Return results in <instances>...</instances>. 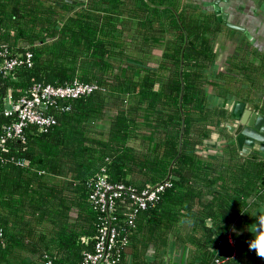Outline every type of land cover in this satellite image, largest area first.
Returning a JSON list of instances; mask_svg holds the SVG:
<instances>
[{
    "label": "trees",
    "instance_id": "1",
    "mask_svg": "<svg viewBox=\"0 0 264 264\" xmlns=\"http://www.w3.org/2000/svg\"><path fill=\"white\" fill-rule=\"evenodd\" d=\"M73 1L0 0V46L33 54L31 68L0 74L1 124L11 121L8 94L18 100L37 83L100 88L59 102L48 132L28 127L24 142L0 149V264H83L106 219L90 197L98 176L136 194L169 184L144 210L129 192L116 200L113 224L129 241L119 264H174L176 256L254 264L248 237L264 206V157L241 153L227 125L232 112L209 100L256 96L264 114V54L237 47L216 74L233 82L225 89L211 78L216 38L234 29L214 10L183 0ZM129 45L148 58L130 57Z\"/></svg>",
    "mask_w": 264,
    "mask_h": 264
},
{
    "label": "built area",
    "instance_id": "2",
    "mask_svg": "<svg viewBox=\"0 0 264 264\" xmlns=\"http://www.w3.org/2000/svg\"><path fill=\"white\" fill-rule=\"evenodd\" d=\"M33 66V54L28 51L21 56L13 55L6 45L0 46V74H8L15 69ZM100 90L95 84H84L75 81L71 85L55 86L51 84L37 83L32 86L28 94L14 100L11 94L5 99L3 115L11 119L9 123H0V149H4L9 141H25V131L28 127H34L40 133L48 132L57 124L56 117L51 114L52 109H58L59 102H70L82 97L90 96ZM104 91V90H103ZM23 165V164H21ZM165 185H158L150 191L136 194L131 188L124 185H114L108 182L104 176L89 185L91 200L99 210L106 215V219L95 237V245L91 252L87 253L83 264H119L124 250L129 244L127 237L120 235L114 226L113 212L116 200L129 192L135 204L141 209L154 206L159 199L158 194ZM137 210L127 209L129 225L134 224ZM229 244L235 247V241L229 237ZM234 256L236 253L234 252ZM48 264H51L49 262ZM216 264H220L217 262Z\"/></svg>",
    "mask_w": 264,
    "mask_h": 264
},
{
    "label": "crops",
    "instance_id": "3",
    "mask_svg": "<svg viewBox=\"0 0 264 264\" xmlns=\"http://www.w3.org/2000/svg\"><path fill=\"white\" fill-rule=\"evenodd\" d=\"M183 2L186 6L193 9L215 11L216 0H183ZM221 8L224 13L229 15L230 22L244 29V31L234 30V32L226 30L216 38L217 62L212 70L211 78L227 89L228 85L233 82L227 78L219 80L216 78V74L218 71H227L230 57L235 53L237 47L242 44L249 45L253 50L264 54V0H229L222 3ZM248 87V84L242 85L243 89H248ZM209 102L211 107H219L232 112L239 101H236L235 96L224 98L211 95ZM245 104L249 109L255 111L253 102ZM233 122L235 121L232 118L227 125ZM255 151H257L258 155L264 157V152L259 151V149ZM259 215H264V206L259 208L254 214L249 229L248 242L255 236L254 229L257 227V217ZM184 252L186 255L187 251ZM253 255L255 258L254 264H264V259L259 258L254 251ZM178 259L179 257L176 256L174 264H176Z\"/></svg>",
    "mask_w": 264,
    "mask_h": 264
},
{
    "label": "water",
    "instance_id": "4",
    "mask_svg": "<svg viewBox=\"0 0 264 264\" xmlns=\"http://www.w3.org/2000/svg\"><path fill=\"white\" fill-rule=\"evenodd\" d=\"M229 0H216L215 13L218 20L223 25L234 29L244 31L238 25L229 21V15L224 13L221 4ZM69 3L76 4V1L67 0ZM233 120L236 126L228 125L230 133L235 137L236 144L242 154L258 155L257 149L264 152V114H259L247 107L244 102H237L232 111ZM264 185V179H263Z\"/></svg>",
    "mask_w": 264,
    "mask_h": 264
},
{
    "label": "clouds",
    "instance_id": "5",
    "mask_svg": "<svg viewBox=\"0 0 264 264\" xmlns=\"http://www.w3.org/2000/svg\"><path fill=\"white\" fill-rule=\"evenodd\" d=\"M255 236L248 242L249 250L264 259V215L257 217V227L254 229Z\"/></svg>",
    "mask_w": 264,
    "mask_h": 264
},
{
    "label": "rangeland",
    "instance_id": "6",
    "mask_svg": "<svg viewBox=\"0 0 264 264\" xmlns=\"http://www.w3.org/2000/svg\"><path fill=\"white\" fill-rule=\"evenodd\" d=\"M164 45L165 44H160L159 48H157V50H155L153 53H152V58H150V63L152 65L154 64H157V62L159 61V58H160V55H161V51L162 49L164 48ZM126 54H129L130 57H135L137 59H145V58H148L144 53H142L141 51H139L138 49H136L135 47H131V45H129V47L126 48ZM239 83L236 84V86L238 85ZM236 88V87H235ZM256 96H252L251 97V103L253 102L254 105L255 104H260L258 100L255 99ZM231 126H236L235 125V122L229 124ZM184 259L185 258H179L176 262V264H183L184 262Z\"/></svg>",
    "mask_w": 264,
    "mask_h": 264
}]
</instances>
